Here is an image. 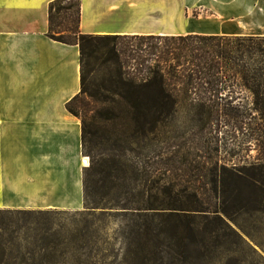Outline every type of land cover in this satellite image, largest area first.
<instances>
[{"label":"trees","instance_id":"16d2710c","mask_svg":"<svg viewBox=\"0 0 264 264\" xmlns=\"http://www.w3.org/2000/svg\"><path fill=\"white\" fill-rule=\"evenodd\" d=\"M80 23L81 0L51 3L48 36L80 47L81 91L67 107L81 118L83 152L92 157L84 169L87 210L77 212L73 229L61 223L62 210L0 209V264H97L104 253L99 224L112 215L98 216L91 208L99 206L125 209L116 213L123 215L129 264H198L212 247L244 241L238 218L264 213V157L219 172L217 165L209 182L219 187L215 202L194 192L177 205L166 175L143 172L128 153L146 149L154 157L156 144L173 140L179 113L212 121L264 115V36L95 35L82 33ZM251 130L244 141L264 144L262 130ZM100 146L117 153L95 152ZM89 162L85 157L83 164ZM159 183L165 190L154 193Z\"/></svg>","mask_w":264,"mask_h":264},{"label":"crops","instance_id":"0c3cea01","mask_svg":"<svg viewBox=\"0 0 264 264\" xmlns=\"http://www.w3.org/2000/svg\"><path fill=\"white\" fill-rule=\"evenodd\" d=\"M53 1L0 0V209L85 207L81 53L48 36ZM80 30L260 36L264 0H81Z\"/></svg>","mask_w":264,"mask_h":264},{"label":"rangeland","instance_id":"374dc122","mask_svg":"<svg viewBox=\"0 0 264 264\" xmlns=\"http://www.w3.org/2000/svg\"><path fill=\"white\" fill-rule=\"evenodd\" d=\"M198 12L194 11V14ZM180 21L178 19V25H183ZM244 117L249 124H245L241 129V120H244ZM212 118L213 121L208 116L205 117L204 113H179L174 116L173 126L169 132L173 140L168 144H156L153 147L156 154L154 157H151L146 149L142 150L139 156L128 153L131 158L137 157L143 172L154 171L156 178H163L166 175L172 183L169 192L177 205L182 201H190L189 195L194 192L202 194L204 198L211 196V202H215V194L219 187L209 182L217 165L216 171L219 172V167L222 165L239 168L264 160H261V157H264V144L261 143L259 146L255 140L247 143L243 139L245 135L250 134L252 128H259L263 134L261 139L264 140V115L259 112H248L244 116L222 114ZM95 152L113 155L117 153V150L112 146L107 149L106 146H100L95 149ZM85 157L90 161L89 165L85 166L90 167L92 157L89 155ZM169 158L172 160L168 162ZM167 162L170 164V170L165 169ZM164 187L159 183L155 186L154 193L162 192L165 190ZM188 204L185 203L183 207H187ZM101 207L91 209L95 210L98 216L103 210L112 211V215L107 216L105 221L99 224L102 226L99 227L101 231L97 247L104 253L97 255L95 262L97 264H129L125 259L126 246L121 236L123 215L116 213L125 209ZM85 210H87L86 206L80 210V213ZM62 212L65 213L61 216L63 217L61 223L74 229V224L71 226L73 218L78 222L81 220V216L77 213L79 211ZM238 223L244 229L237 227L244 241L231 238L227 246L212 247L209 252L204 253V258L198 264H264V213H256L251 217L241 216L238 218ZM76 224L80 223L76 222L75 226ZM228 247L230 250H227ZM102 254L107 255L106 260L102 258Z\"/></svg>","mask_w":264,"mask_h":264}]
</instances>
